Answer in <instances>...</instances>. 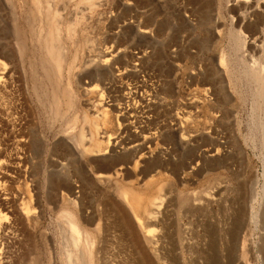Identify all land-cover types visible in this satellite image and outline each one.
Segmentation results:
<instances>
[{"label":"rangeland","instance_id":"374dc122","mask_svg":"<svg viewBox=\"0 0 264 264\" xmlns=\"http://www.w3.org/2000/svg\"><path fill=\"white\" fill-rule=\"evenodd\" d=\"M43 1L0 0V264H65L64 209L93 264H264V0ZM101 113L90 155L76 144ZM147 180L154 243L120 195Z\"/></svg>","mask_w":264,"mask_h":264},{"label":"bare ground","instance_id":"6f19581e","mask_svg":"<svg viewBox=\"0 0 264 264\" xmlns=\"http://www.w3.org/2000/svg\"><path fill=\"white\" fill-rule=\"evenodd\" d=\"M33 1V3H35L36 5L38 4V3H42V1L41 0H32ZM41 1V2H40ZM50 1V0H49ZM67 2H68V0H66ZM70 1V0H69ZM83 1V0H82ZM81 1V2H82ZM84 1H86L87 2V4L88 5H90V8H92V7H95V5L94 4H96L98 1L97 0H84ZM43 2H45V0L43 1ZM46 2H48V1H46ZM46 2H45V4H46ZM56 2V1H55ZM62 2H65L64 0L62 1ZM67 2H65V3H67ZM86 2H84V4L86 3ZM50 3H51V1H50ZM60 4H61V2H59ZM64 3V4H65ZM83 3V2H82ZM59 4V5H60ZM75 4H76V2H75ZM86 4V5H87ZM32 5V4H31ZM41 6L43 5V3L42 4H40ZM40 5H38V6H40ZM48 5V4H47ZM46 5V6H47ZM55 5H57V2L55 3ZM99 5V4H98ZM40 6V7H41ZM46 6H44V9L46 8ZM61 6H62V4H61ZM35 7V6H34ZM37 7V6H36ZM39 7V9H40V11L43 9V8H40ZM43 7V6H42ZM48 7V6H47ZM50 7V6H49ZM66 7V6H65ZM89 7V6H88ZM56 8V7H55ZM59 8V7H58ZM61 8V7H60ZM63 8H64V6H63ZM31 9V8H30ZM47 10H49L48 12H47V14H49L51 11H50V9L49 8H46ZM45 9V10H46ZM52 10H53V8H52ZM57 10H59V9H57ZM56 9H55V11H57ZM39 11V12H40ZM32 12V11H31ZM34 12V11H33ZM59 12V11H58ZM60 12H62V11H60ZM63 12H64V9H63ZM63 12H62V14H63ZM43 13V12H42ZM42 13H40L42 16H43V14ZM56 13V12H55ZM32 14V13H31ZM35 14V13H34ZM65 14H67V13H65ZM37 15H38V13H37ZM52 15H54V18L56 17V14H54V12L52 11ZM59 15V14H58ZM57 15V16H58ZM40 16V15H39ZM47 16V15H46ZM45 16V17H46ZM49 16H50V14H49ZM49 16H48V18H49ZM60 16V15H59ZM38 17V16H37ZM61 17V16H60ZM48 18H46L47 20H48ZM50 18H53L52 16L50 17ZM59 18V17H58ZM45 19V18H44ZM78 19V18H77ZM50 21H51V19H49ZM48 20V21H49ZM53 20V19H52ZM56 21H57V19H55ZM42 21V20H41ZM43 21H45V20H43ZM49 21V22H50ZM48 22V23H49ZM53 22V21H52ZM59 22H60V20H59ZM59 22H58V24H59ZM55 23V22H54ZM46 24V23H45ZM44 24V25H45ZM50 24V23H49ZM53 24V23H52ZM40 25V24H39ZM51 25V24H50ZM71 25V24H70ZM36 26V25H35ZM47 26V25H46ZM52 26V27H51ZM50 27H48V29H50V31H51V29L53 28V26H55V24H53V25H51ZM38 27V26H37ZM57 28H58V33H59V28H60V26L59 25H57L56 26ZM39 28V27H38ZM55 28V27H54ZM56 28V29H57ZM71 28H72V30H73V27L71 26ZM45 29V28H44ZM47 29V30H48ZM70 28L68 27V30H69ZM46 30V29H45ZM54 31H55V29H53ZM71 29L69 30V31H72ZM53 31V32H54ZM41 32V31H40ZM39 32V33H40ZM45 32V31H44ZM47 32H49V31H47ZM45 33V34H50V33ZM52 32V31H51ZM51 33L50 34V36H48V35H46L45 37H43L44 35H42V37L43 38H45L46 40H43L44 42H45V47H41L40 45L42 44L40 41H42V40H39V42L41 43V44H39V46L44 50V52L47 54V56L48 57H50V56H52L53 58H52V60H55V62H54V64H55V70H54V72L59 76V78L61 77V74H62V71H63V66H64V64H65V60H64V53L66 52V51H64V47L62 46V45H59V46H61V47H58L57 45V47L55 46V44H58L57 43V41L56 40H60L59 38V34L55 31V33H57V34H54V33ZM67 33H69V32H67ZM41 34V33H40ZM43 34V33H42ZM70 34V33H69ZM46 37H48V39H49V41L47 40V38ZM50 37V38H49ZM42 38V39H43ZM255 39V40H254ZM253 40H251L252 42L253 41H256V38H254ZM54 41L56 42L55 44H54ZM43 42V43H44ZM64 43V42H63ZM255 43V42H254ZM67 47V46H66ZM40 49V48H39ZM42 52V51H41ZM43 52V53H44ZM76 52V51H75ZM41 54V56L43 55L44 56V54ZM104 55V54H103ZM46 56V55H45ZM46 58V61L49 59H47V57H45ZM51 59V58H50ZM71 59V58H70ZM44 60V59H43ZM108 60V58L107 57H105L102 61H107ZM223 60V59H222ZM41 62V61H40ZM44 62V61H43ZM49 62H51V60H49ZM42 63V62H41ZM47 64H44V65H46V66H48V62H46ZM72 63V62H71ZM70 63V64H71ZM50 64V63H49ZM53 64V62H52V65H54ZM70 64H69V66H68V68L70 67ZM44 65L42 66L43 68H44ZM51 65V64H50ZM253 66V65H252ZM5 63L2 61V60H0V69H1V72L0 73H4V70H5ZM51 67V66H50ZM50 67H46V68H44V69H47L48 68V70H50ZM66 67V66H65ZM52 69V68H51ZM53 70V69H52ZM69 70H70V68H69ZM48 72H51V71H48ZM47 71H46V73H48ZM46 73H45V76H46ZM55 74V75H56ZM53 75V74H52ZM58 76H56L57 77V81H58ZM55 77V78H56ZM258 78H260V80L262 81V83H264V77H263V75L262 74H260L259 76H258ZM0 79H1V76H0ZM54 80V79H53ZM1 81V80H0ZM55 81H56V79H55ZM53 82V81H52ZM53 83H55V82H53ZM56 83H58V82H56ZM58 85V84H57ZM64 85V84H63ZM51 86V85H50ZM57 87V86H56ZM63 88V87H62ZM58 89V88H57ZM60 89V88H59ZM51 90V89H50ZM52 92V91H51ZM59 92V91H58ZM61 92L63 93V96H64V98H65V101L66 102H62L63 104H67V106H71V97H72V95H71V88H70V85H67V86H65V88L63 89V91L61 90ZM60 93V92H59ZM62 93H60V94H62ZM53 96L55 95V94H52ZM56 97V96H55ZM62 97V96H61ZM57 99H59V98H57ZM56 98H55V100H57ZM56 103H57V101H56ZM61 103V104H62ZM58 105L60 104V102H58L57 103ZM57 104H55V105H57ZM65 104V105H66ZM104 104H105V102L104 101H100L99 103H97V104H95V106L96 105H98V106H100V107H102V106H104ZM57 105V106H58ZM56 106V108L58 109V107L60 108V106H58L57 107ZM65 107V106H64ZM68 108V107H67ZM56 109V110H57ZM104 109H106V108H104ZM103 109V110H104ZM61 110V112H63L62 111V109H60ZM64 110V109H63ZM65 110H66V107H65ZM64 110V111H65ZM96 111H97V108L95 109ZM103 110H101V111H103ZM58 112H59V110H57ZM100 114V113H99ZM84 116L85 115H83V118H84ZM104 119V114H102L101 113V117H99V116H95V119L93 118V120H91V121H93V122H91L89 119V121H90V123H91V127L92 128H90V129H92V132L90 131V133H91V135H90V139H89V145L88 146H85V144H84V141H83V135H84V133L83 132H80V137H79V143L78 144H76V147L77 148H80L79 150H81L82 152H86V151H88V152H90L89 154L91 155H101V154H104V153H106V150L103 152V153H101L98 149H97V145H98V142H97V140H96V136L98 135V134H100V132L102 133V136H103V133H105V131H102V129H101V131H99L98 130V121H100V120H103ZM87 120H86V118H85V122H86ZM83 122H84V119H83ZM88 122V121H87ZM86 122V123H87ZM100 123V122H99ZM93 124V125H92ZM82 133V134H81ZM109 150L110 151H112L113 152V154H118L119 152L117 151V150H115V148L114 147H112L111 145H110V148H109ZM138 148H132L129 152H127L126 154H123L122 156H129V157H131V156H134L135 154H137V152H138ZM87 153V152H86ZM88 154V153H87ZM121 156V155H120ZM107 157H105V159H106ZM102 159H104V157H102ZM108 159H111V157H108ZM122 159V158H121ZM107 160V159H106ZM135 167H136V165H135ZM135 169V168H134ZM97 177H99V178H102L103 180H107L108 178H110V175H104V174H98L97 175ZM152 184V180H147L142 186H140V187H138V189H129V190H123V191H121V197L123 198V202H124V204L126 205V207H127V209H129L130 211H131V213L134 215V220H136L135 222H136V224H137V226L141 229L142 228V226H143V224H142V220L143 219H145V225H146V227H147V232H146V234H144V236H143V239H144V241L145 242H147V243H151V242H153L154 243V241H155V237H156V235L158 236V238H159V233H160V229L159 228H157V227H155V224H156V220L157 219H159V215L160 214H162V211H161V206H162V204H163V198H161V197H159L160 199L157 201V198H156V196L154 195V194H151V193H149V192H147V188L148 187H150V185ZM132 188V187H131ZM123 189V188H122ZM26 204H28V203H26ZM26 204H25V206H26ZM123 204V205H124ZM29 206H30V204H28ZM74 206V205H73ZM77 206L75 205V208H76ZM30 208H31V206H30ZM74 208V209H75ZM78 208H79V206H78ZM24 209V208H23ZM25 209H27L25 212H27L26 213V216H27V214L29 213V212H31V211H29L30 209L29 208H25ZM80 209H81V207H80ZM32 210V209H31ZM67 209H64L63 211V213H61V214H63V215H61V216H63L64 217V215H65V217L67 218V223H65V225L66 224H68V228L66 227V229H68V231H70V232H68V233H70V234H68L69 235V241H68V248H65L66 249V251H65V253H64V263L65 264H93V237L91 236V234H90V232H88V230L86 229V228H84V227H82V222H81V218L83 217V216H81V218H79V216L77 217V216H75L73 213H70V211L68 210L67 212H65ZM79 210V209H78ZM34 211V210H33ZM73 211V210H72ZM71 211V212H72ZM82 211V210H81ZM77 214H78V212H77ZM78 215H80V214H78ZM62 217V218H63ZM85 217V216H84ZM133 217V216H132ZM253 217H254V215H253ZM66 218H63V219H65V222H66ZM87 218H85V219H82V221L83 220H86ZM87 222V221H86ZM87 224V223H86ZM97 229V228H96ZM90 231V230H89ZM97 231V230H96ZM67 232V231H66ZM156 233H158V234H156ZM98 234V233H97ZM155 235V236H154ZM246 243V242H245ZM248 243V242H247ZM64 251V250H63ZM62 256H63V254H62ZM62 259H63V257H62ZM157 259H159V257H157ZM98 260V259H97ZM102 264H104V263H102Z\"/></svg>","mask_w":264,"mask_h":264}]
</instances>
